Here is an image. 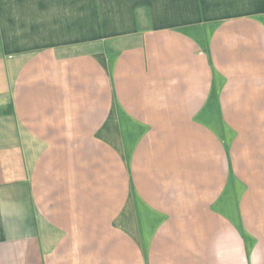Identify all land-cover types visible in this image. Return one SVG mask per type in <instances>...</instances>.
Returning a JSON list of instances; mask_svg holds the SVG:
<instances>
[{"label": "crops", "instance_id": "1", "mask_svg": "<svg viewBox=\"0 0 264 264\" xmlns=\"http://www.w3.org/2000/svg\"><path fill=\"white\" fill-rule=\"evenodd\" d=\"M0 264H264V0H0Z\"/></svg>", "mask_w": 264, "mask_h": 264}]
</instances>
